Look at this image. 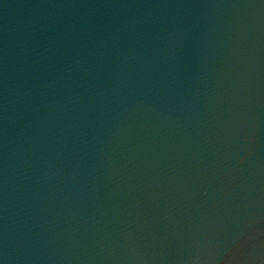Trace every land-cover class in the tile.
I'll return each mask as SVG.
<instances>
[{
  "label": "water",
  "instance_id": "1",
  "mask_svg": "<svg viewBox=\"0 0 264 264\" xmlns=\"http://www.w3.org/2000/svg\"><path fill=\"white\" fill-rule=\"evenodd\" d=\"M0 264H264V0H0Z\"/></svg>",
  "mask_w": 264,
  "mask_h": 264
}]
</instances>
